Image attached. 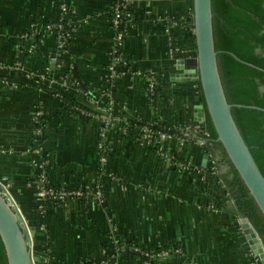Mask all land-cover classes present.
Instances as JSON below:
<instances>
[{
  "label": "crops",
  "instance_id": "obj_1",
  "mask_svg": "<svg viewBox=\"0 0 264 264\" xmlns=\"http://www.w3.org/2000/svg\"><path fill=\"white\" fill-rule=\"evenodd\" d=\"M132 3L136 11L121 48L126 67L113 93L118 124L123 117L157 122L172 136L169 147L176 155L205 166L208 155L198 124L206 116L199 88L183 75L192 64L185 53L194 49L192 32L185 26L191 18L190 1ZM65 8L78 28L69 48L58 51L53 61L50 56L58 50L53 33L38 46L19 34L59 18ZM112 37L108 0H0V66L37 74L48 63L54 78L60 75L59 65L71 69L75 76L66 78L63 90L91 111L100 107L89 104L75 82L93 89L102 84ZM149 73L155 81L152 95ZM51 88L45 80L29 88L0 81V181L34 227L39 264H95L109 256L103 242L110 246L111 238L133 237L148 249L178 244L180 253L156 264H254L258 257L243 220L231 211L230 202L226 207L215 203L224 188L214 177L185 176L155 148L128 141L111 129L105 140L112 179L98 166L97 123L62 112ZM36 116L43 119L42 126H36ZM38 149L47 156L42 167ZM41 170L43 183L38 180ZM100 177L106 199L102 206L86 200L45 204L40 196L44 185L83 187ZM116 264L150 263L121 253Z\"/></svg>",
  "mask_w": 264,
  "mask_h": 264
},
{
  "label": "trees",
  "instance_id": "obj_2",
  "mask_svg": "<svg viewBox=\"0 0 264 264\" xmlns=\"http://www.w3.org/2000/svg\"><path fill=\"white\" fill-rule=\"evenodd\" d=\"M189 1L192 10V0ZM108 3L110 12L113 0H108ZM135 9L136 8L134 7L132 2L127 3L124 13L122 14L123 21L119 27V30H124V28H126L127 30L129 29V24L133 21V15L136 11ZM211 11L214 47L215 51L217 52V66L225 97L229 104H241L248 106H233L231 108V113L259 170L264 176V55L261 53V51L264 50V0H211ZM60 18L62 28L67 38V40L65 41V45L66 48H69L74 32L78 28L77 21L69 15V8H65L62 15L57 19L43 20L39 31L34 35H30L29 28L23 30L22 33H28V37L26 38H31L35 43V46H38L41 43L42 39L49 34V31H45L43 27L50 23H58ZM67 22L69 23L67 24ZM33 25L36 26L37 24ZM185 26L187 29H189V31H191V24L185 23ZM126 35L127 33L125 34V36ZM172 49L174 51L175 46L172 45ZM57 68L60 75H74V72L71 69H67L61 65H59ZM38 73L44 74L45 76L50 78L54 73V68H50V65L46 63ZM0 81H7L9 83L16 82L18 87L21 88L39 87L41 84L37 77L26 78L21 74H18L15 69H8L4 67H0ZM75 83H77L76 85L79 89L87 92L89 96L94 95L92 87H86L77 79ZM198 88L201 101L204 104L199 83ZM51 90L53 93L59 92V105L62 112L71 113L72 106H77L89 110L88 107H86L83 103H80L78 99L76 100L75 98L70 97L59 86L54 88L52 87ZM93 121L96 123L94 119ZM43 123V119L38 118L36 126H42ZM127 123L128 126L125 134H121L120 130L117 129V127L111 128L115 130V134L128 139V141H134V137L136 135L134 131L138 125H151V127L156 132L169 133V131L167 132V130L162 128L157 122L153 123L141 120L127 119ZM204 124L207 131L206 117ZM204 140L205 141L203 146L205 148V151L210 156V159L214 161V164L216 166V174L213 177L216 180H219L220 184L224 188V196L219 197L215 203L216 205L226 207V205L230 202L237 210V215L240 217L238 207L218 170L209 143L208 134L204 135ZM171 152L174 151L171 150ZM40 156V162L47 160V156L44 152L40 151ZM209 165L210 161L207 162L206 166L208 167ZM98 184L102 185L101 177L100 180H98ZM43 188H51L54 191H59L60 189L64 188L70 191L77 187L69 184H64L58 186L44 185ZM51 203L54 204L59 202L57 200H51V202H48V204ZM243 218H247L249 220L264 246L259 232L255 228L249 217ZM120 246H123L124 249L123 251H119V253H116L117 256H119L121 253H128L131 256L148 260L151 264H156L165 256L152 257L150 255H146V251H149L150 254H157L158 252L165 250L168 252L166 255L168 257L176 255L173 250L178 247V244H165L154 249H148L138 237H133L129 240L120 238L117 247ZM103 247L107 251H115L114 247L109 246L106 242H103ZM134 247L139 248V251H135L133 249ZM32 250L34 254L37 255L35 253L34 244ZM117 256L111 257L108 264H112L113 262H115ZM0 264H6L1 244Z\"/></svg>",
  "mask_w": 264,
  "mask_h": 264
},
{
  "label": "water",
  "instance_id": "obj_3",
  "mask_svg": "<svg viewBox=\"0 0 264 264\" xmlns=\"http://www.w3.org/2000/svg\"><path fill=\"white\" fill-rule=\"evenodd\" d=\"M189 24L192 25L195 58L187 72L198 76L213 156L238 207L248 242L264 264L261 239L249 220L243 218L249 217L264 243V176L231 113L233 106H248L229 104L225 97L214 47L211 0H192ZM183 63L181 61V68ZM231 211L237 214L235 208ZM33 234L34 227L28 225L12 195L0 181V244L6 264H39V257L32 250Z\"/></svg>",
  "mask_w": 264,
  "mask_h": 264
},
{
  "label": "built area",
  "instance_id": "obj_4",
  "mask_svg": "<svg viewBox=\"0 0 264 264\" xmlns=\"http://www.w3.org/2000/svg\"><path fill=\"white\" fill-rule=\"evenodd\" d=\"M133 0H113V4L111 5V10H110V16H111V27L113 30V37H112V49L111 52L108 56V71L105 77L102 79V84L96 88L93 89L94 95L89 96L87 92L83 90H79L82 92L88 99L89 104L91 105H97L100 107L96 111H91L90 108L88 107L89 110H86L85 108H80L77 106H72L71 107V113H78L80 115L86 116V117H91L93 118L97 125H98V135H99V140L97 142V152H98V166L100 171L104 172L107 174L109 177L114 179L115 177L113 176L112 172L108 171L106 169V161L108 157V151H109V141L106 142L105 139H107V136L109 134V131L112 129L111 127H117V129L120 130L121 134H125L127 130V119L126 117H123V124L120 126L118 124V118L116 117V113L114 111V106H115V101L113 98V93H114V88L116 84V80L118 77L122 74V69L126 67V63L122 58L121 54V48H122V42L125 38V34L128 33V30L124 28V30H119V27L123 21V16L122 14L124 13V10L127 6L128 2H132ZM65 9H62V13ZM62 15V14H61ZM60 15V16H61ZM61 18L59 19L58 23H50L47 24L43 27L45 31H49L50 33H53L58 41V50L54 52L52 56H50V60L55 61L56 56L58 54V51H61V49L65 48V41L67 40L66 34L64 33V30L62 28L61 24ZM69 22H67L68 24ZM40 25H31L29 27L30 30V35H34L39 31ZM56 31V32H55ZM192 31V29H191ZM19 36L21 38H26L28 37V33H20ZM173 50V49H172ZM186 58L188 59H194L195 58V49L191 50L190 52L188 51L185 53ZM8 69H13L8 66H0ZM21 75L26 77V78H31V77H37L40 81V83L45 80L48 82L50 87H60L62 90L65 88L67 82L66 78L68 76H63L59 75L58 77H50L48 78L44 74H34L31 72H27L23 70L21 72ZM183 75L187 77L189 80H191L197 87H198V76L196 73H191V72H186ZM148 93L149 94H154L155 92V81L152 80V75L149 73L148 74ZM4 83H8L7 81H4ZM10 84L16 85V83L11 82ZM113 88V89H112ZM53 95L59 100V92L53 93ZM82 103L81 101H79ZM88 104V105H89ZM202 111L204 115V104L202 103ZM35 119V122L37 123L38 121V116ZM201 123V124H200ZM205 121L201 120L198 124V128L201 130V132L204 135H207V131L205 128ZM39 132V128L37 129ZM136 135L134 137V142L145 146V147H153L156 149L158 154L162 157H166L170 160L171 164L176 167L178 171H180L183 175L188 176L190 174H200V175H211L212 177L215 176L216 174V166L214 164V161L210 159V156L208 155V161H210V165L207 167L201 166L198 163H194L190 159H182L178 155L174 154V152H171L170 150L171 147H169V143L172 139V136L169 133L166 132H156L151 125H138L136 128ZM104 139V140H103ZM38 152L40 151L39 149L37 150ZM46 161L40 162V167H42L43 164H45ZM38 180L43 183L45 182V171L41 170ZM219 184L220 181L216 180ZM220 186H222L220 184ZM44 187V186H43ZM41 188L40 196L42 197L43 201L45 204H48V202H51V200H57L59 203H64L67 200H80V199H86L90 201L92 204L97 205V206H102L106 199L105 195L102 191V185L98 184V181H94L93 183L83 186V187H77L73 190H66L64 188L60 189L59 191H54L51 188ZM223 187V186H222ZM43 211V208L40 209V212ZM119 242L118 238H111L110 240V246L114 247L115 251H109V256H104L101 260L96 262L95 264H108L109 259L111 257L117 256L116 253H119V251H123V246L117 247V244ZM33 245V242H32ZM135 251H139V248L134 247L133 248ZM175 253H180L179 248H175L173 250ZM142 253V252H141ZM167 251L163 250L158 252L157 254H150L149 251H146V255L150 256H166ZM258 258H255L254 264H263L261 260L259 259V256L256 255ZM146 262L150 263L148 260H145ZM112 264H116L113 262ZM151 264V263H150Z\"/></svg>",
  "mask_w": 264,
  "mask_h": 264
},
{
  "label": "rangeland",
  "instance_id": "obj_5",
  "mask_svg": "<svg viewBox=\"0 0 264 264\" xmlns=\"http://www.w3.org/2000/svg\"><path fill=\"white\" fill-rule=\"evenodd\" d=\"M261 53L264 55V50H262ZM32 249H33V245H32Z\"/></svg>",
  "mask_w": 264,
  "mask_h": 264
}]
</instances>
